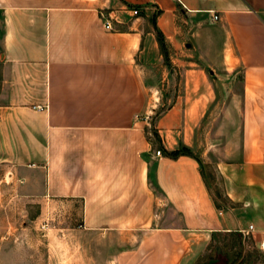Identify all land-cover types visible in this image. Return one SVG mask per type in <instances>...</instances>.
<instances>
[{
  "label": "crops",
  "instance_id": "obj_1",
  "mask_svg": "<svg viewBox=\"0 0 264 264\" xmlns=\"http://www.w3.org/2000/svg\"><path fill=\"white\" fill-rule=\"evenodd\" d=\"M238 74L239 115L214 122L235 154L157 157L147 130L172 152L182 124L192 152ZM159 81L173 99L151 127ZM0 168L26 202L79 206L88 240L137 238L114 263L195 264L220 234L264 261V0H0Z\"/></svg>",
  "mask_w": 264,
  "mask_h": 264
},
{
  "label": "rangeland",
  "instance_id": "obj_2",
  "mask_svg": "<svg viewBox=\"0 0 264 264\" xmlns=\"http://www.w3.org/2000/svg\"><path fill=\"white\" fill-rule=\"evenodd\" d=\"M174 70L178 72L177 68ZM240 76L238 74L234 81H224L222 92L218 89L216 107L211 108L208 115H205L206 118H203L204 121L209 122L208 129L201 130L198 125L194 130L196 144L192 152L183 145L182 124L178 129L179 146L173 151L189 152L201 158L200 153L204 150L203 152H209L208 158L212 161L228 159L235 154L239 131L233 129L228 136L224 132L225 129L219 130L214 122L223 120L225 124L231 123L230 113H227L229 106L239 115V106L236 102L231 104L229 89L232 88L234 93H239ZM155 83L160 92L151 98L154 105L153 110L148 113L150 114L148 123L151 127L157 118L166 113L173 99L171 94H168L171 92L169 89L174 87L173 83H170L169 89L167 81ZM147 131V137L149 141L151 140V144L153 143V151L157 150V137L154 135L156 131L151 128ZM202 134L208 135V144ZM200 135L202 144H200ZM208 166L207 175L211 193L217 204L225 206L226 202L222 193L217 190L219 180L214 177L212 165ZM80 215L81 209L75 206V203L47 206L37 202H26L17 196L12 181L6 176L5 170L0 168V264H118V262L114 263L117 251L134 247L137 238L133 237L131 240L118 236H111V239L108 238L107 241L88 240L79 225ZM105 243L107 251H104ZM251 247V239L245 240V244H240L230 235L220 234L211 243V248L196 259L195 264L253 263L249 261H254V264H264L259 254L246 255L247 250L249 252L252 250Z\"/></svg>",
  "mask_w": 264,
  "mask_h": 264
},
{
  "label": "trees",
  "instance_id": "obj_3",
  "mask_svg": "<svg viewBox=\"0 0 264 264\" xmlns=\"http://www.w3.org/2000/svg\"><path fill=\"white\" fill-rule=\"evenodd\" d=\"M158 41H159V46L161 48V50L163 49V42H162V39L158 38ZM155 137H157V146L160 148L161 150V153H163L164 156L166 157H169V158H172V159H175L177 158L178 156H181V155H191L189 152H180V151H172V152H167L166 150H164L163 148H161V143H160V140H159V137L158 135L155 133L154 134ZM149 139V138H148ZM151 141V140H150ZM153 144V143H152ZM237 236L241 239V235L237 233ZM240 244H242L241 240H240Z\"/></svg>",
  "mask_w": 264,
  "mask_h": 264
},
{
  "label": "built area",
  "instance_id": "obj_4",
  "mask_svg": "<svg viewBox=\"0 0 264 264\" xmlns=\"http://www.w3.org/2000/svg\"><path fill=\"white\" fill-rule=\"evenodd\" d=\"M132 14H133L134 16H137V15H138V11H137L136 9H134V10L132 11ZM212 14H214V15L212 16L213 21H217V20H218V16H217V14H215V13H213V12H212ZM103 27H104L105 30H112V26H111L110 22H104ZM160 154H161V151H160V150H156V151H155V155H156L157 157L160 156ZM252 231H253V226L250 225V226L248 227V230L245 232V235L248 234L249 232H252ZM259 249H260L261 251H264V239L260 242Z\"/></svg>",
  "mask_w": 264,
  "mask_h": 264
}]
</instances>
